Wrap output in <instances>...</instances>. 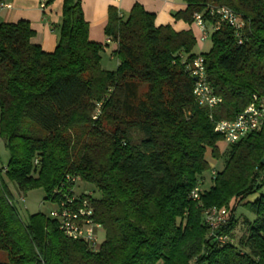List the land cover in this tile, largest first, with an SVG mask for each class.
Masks as SVG:
<instances>
[{"label":"trees","instance_id":"trees-1","mask_svg":"<svg viewBox=\"0 0 264 264\" xmlns=\"http://www.w3.org/2000/svg\"><path fill=\"white\" fill-rule=\"evenodd\" d=\"M181 1L186 7L173 18L187 25L194 13L213 25L209 5L235 12L241 43L223 24L210 33V49L196 54L191 30L156 27L137 4L125 18L110 7L104 35L116 45L117 66L107 71L105 45L88 39L79 0H63L50 53L31 43L27 21L0 23V140L8 153L0 161V264H264V121L222 153L214 132L215 122L235 119L254 97L264 104V0ZM198 55L221 99L212 109L194 100L182 64ZM208 151L225 160L209 183ZM66 175L90 187L105 231L96 252L66 238L49 215L23 220L7 186L17 198L40 189L53 202ZM196 186L199 200L191 201ZM238 207L254 219H242L236 238ZM212 208L226 212L213 232L205 221Z\"/></svg>","mask_w":264,"mask_h":264},{"label":"built area","instance_id":"built-area-1","mask_svg":"<svg viewBox=\"0 0 264 264\" xmlns=\"http://www.w3.org/2000/svg\"><path fill=\"white\" fill-rule=\"evenodd\" d=\"M0 7H8L0 4ZM45 7V5H41ZM214 18V24L207 26L202 19L201 13H194L192 16L193 24L199 31V42L208 40L211 32L218 31L220 26L225 24L229 26L238 41H242V32L244 23L241 18L232 10L224 6H207L204 10ZM185 70L194 78L193 81V97L196 103L201 107L208 109L214 108L221 102V99L215 96L206 81L204 61L201 56L195 57L189 63L182 61ZM243 112L238 114L235 119L219 120L215 122L214 132L223 137V142L226 144H234L246 137L250 133L258 130L264 121V104L257 103L256 97ZM99 114V104L97 105L96 115ZM5 173L2 168L1 174ZM214 175V171L211 172ZM81 180L77 176L66 175L65 178L53 190V208L49 212V217L54 220L62 234L73 241L84 243L87 249L91 252H96L99 248L98 232L103 230L102 225L94 218V209L91 200L88 198L91 193L82 190L80 187ZM200 187H194L188 194L191 201L199 200ZM18 201L23 202V198L19 197ZM225 210H217L215 208L205 211V221L211 232L216 230L225 222ZM218 242L225 244L227 239L219 237Z\"/></svg>","mask_w":264,"mask_h":264},{"label":"crops","instance_id":"crops-1","mask_svg":"<svg viewBox=\"0 0 264 264\" xmlns=\"http://www.w3.org/2000/svg\"><path fill=\"white\" fill-rule=\"evenodd\" d=\"M81 11L85 22L88 24V39L90 41L105 45L103 52L107 51L108 61L116 60L112 54L116 45L109 42L104 35V28L107 23L108 9L117 10L119 17L125 18L130 13L132 7L137 4L146 12L154 15V25L170 26L174 31L181 32L191 30L198 41L199 31L194 24L187 25L182 21L174 20L173 15L176 12L183 11L185 4L181 0H79ZM47 0H0V4L6 7H0V23H16L18 21H27L34 36L31 43L38 45L44 52L50 53L54 50L58 42V28L61 22L63 0H52L46 5ZM45 7H41V5ZM206 42V41H205ZM204 42H197L202 45ZM196 44V45H197ZM195 52V50H194ZM200 51L199 53H201ZM198 54L197 52H195ZM102 55V53H101ZM106 65V59L104 60ZM101 56V67H103ZM117 61L115 63V68ZM227 144L221 143L219 151L223 152ZM208 161L216 163L209 154Z\"/></svg>","mask_w":264,"mask_h":264},{"label":"rangeland","instance_id":"rangeland-1","mask_svg":"<svg viewBox=\"0 0 264 264\" xmlns=\"http://www.w3.org/2000/svg\"><path fill=\"white\" fill-rule=\"evenodd\" d=\"M198 42V41H197ZM211 47V42L210 40L204 42L202 45L197 44L195 47V52L199 53L200 51L202 52H207ZM107 54H110L109 52L105 51L102 53V59H103V67L105 68V70L107 71H113L115 70V63L116 60L114 61H108L107 58ZM106 59V65H105V60ZM221 144H219L220 147ZM218 147V148H219ZM224 150L226 149V147H223ZM223 150V151H224ZM222 153V152H221ZM209 154L210 151L207 152L206 154V160L209 163V165L213 168V170H211L209 173L205 174V178H206V182L209 183V178L211 175L212 171H221L223 166H224V161L219 159V161H217L216 163H210L208 161L209 159ZM8 157V153L4 148L3 142L0 140V161L2 164H4L7 160ZM208 158V159H207ZM7 186L12 194V196L14 197V205L16 207V210L18 212V214L20 215V217L25 220L28 216L32 215V214H36V213H42L44 215H48L50 210L53 208V204L49 201L46 200V195L42 190H32L27 192L26 194L22 195L23 196V202L18 201L19 197H16V194L18 195L15 187L12 184L7 183ZM210 186V185H209ZM209 186H207L206 188H208ZM80 187L82 188L80 191L82 190H86L88 191L90 189L89 186H86L85 184L81 183ZM256 195L250 197V199H254ZM237 217L239 218V222H238V227L237 230L235 231L236 233V238L240 237L243 232H244V227L242 226V219L243 218H247L248 220H253L254 216L250 213H248L244 208L242 207H238L237 209ZM98 240H99V245H101L104 240H105V231H99L98 232Z\"/></svg>","mask_w":264,"mask_h":264},{"label":"water","instance_id":"water-1","mask_svg":"<svg viewBox=\"0 0 264 264\" xmlns=\"http://www.w3.org/2000/svg\"><path fill=\"white\" fill-rule=\"evenodd\" d=\"M194 80H195V79L192 78V81H194ZM261 164L264 165V157H263L262 160H261Z\"/></svg>","mask_w":264,"mask_h":264}]
</instances>
